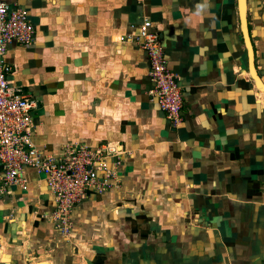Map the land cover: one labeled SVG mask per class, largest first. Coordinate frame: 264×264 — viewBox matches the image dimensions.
Instances as JSON below:
<instances>
[{
    "label": "crops",
    "instance_id": "0c3cea01",
    "mask_svg": "<svg viewBox=\"0 0 264 264\" xmlns=\"http://www.w3.org/2000/svg\"><path fill=\"white\" fill-rule=\"evenodd\" d=\"M18 3L34 39L9 45L8 80L37 101L38 151L122 153L112 185L87 190L66 234L34 169L26 187L0 183V264H264V91L248 73L237 0ZM145 19L178 76V125L148 94L135 39ZM247 24L264 82V0H247Z\"/></svg>",
    "mask_w": 264,
    "mask_h": 264
},
{
    "label": "built area",
    "instance_id": "2783aa9c",
    "mask_svg": "<svg viewBox=\"0 0 264 264\" xmlns=\"http://www.w3.org/2000/svg\"><path fill=\"white\" fill-rule=\"evenodd\" d=\"M149 19L137 27L135 39L144 49L152 83L148 94L165 112L173 125L181 122L182 93L178 76L167 67L163 47L157 33L150 29ZM34 27L27 10L0 0V183L26 187L24 171L34 169L52 194L55 207L51 217L64 233L71 228V213L90 188L102 192L112 185L121 165V148L113 144L91 147L84 143H68L61 156L41 154L32 141L35 99L18 95L8 74L12 65L6 60L10 44L30 45Z\"/></svg>",
    "mask_w": 264,
    "mask_h": 264
},
{
    "label": "water",
    "instance_id": "95a60500",
    "mask_svg": "<svg viewBox=\"0 0 264 264\" xmlns=\"http://www.w3.org/2000/svg\"><path fill=\"white\" fill-rule=\"evenodd\" d=\"M237 2H238V11H239V20H240V30L247 54L248 73L253 80L257 92L259 93L260 86L264 87V82L261 79L259 71L255 68L253 46L251 43V36L249 34L248 24H247V0H242V1L237 0ZM241 2H243V8H241Z\"/></svg>",
    "mask_w": 264,
    "mask_h": 264
},
{
    "label": "bare ground",
    "instance_id": "6f19581e",
    "mask_svg": "<svg viewBox=\"0 0 264 264\" xmlns=\"http://www.w3.org/2000/svg\"><path fill=\"white\" fill-rule=\"evenodd\" d=\"M242 1V0H241ZM241 8H243V2H241ZM242 13H243V11H242ZM260 91H264V87H262V86H260ZM259 91V92H260Z\"/></svg>",
    "mask_w": 264,
    "mask_h": 264
},
{
    "label": "rangeland",
    "instance_id": "374dc122",
    "mask_svg": "<svg viewBox=\"0 0 264 264\" xmlns=\"http://www.w3.org/2000/svg\"><path fill=\"white\" fill-rule=\"evenodd\" d=\"M255 1H258V0H255Z\"/></svg>",
    "mask_w": 264,
    "mask_h": 264
}]
</instances>
